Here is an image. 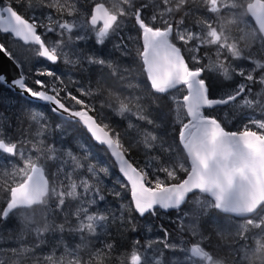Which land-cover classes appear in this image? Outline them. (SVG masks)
<instances>
[{
  "label": "snow or ice",
  "instance_id": "snow-or-ice-1",
  "mask_svg": "<svg viewBox=\"0 0 264 264\" xmlns=\"http://www.w3.org/2000/svg\"><path fill=\"white\" fill-rule=\"evenodd\" d=\"M188 19L192 21L191 26L186 23ZM132 21L139 33L135 39L122 35ZM0 33H10L27 46L17 53L0 43V54L16 70L11 79L0 73V89L13 93L25 103L36 102L28 109L38 126L35 137L46 139L51 135L52 126L46 114L50 112L61 120L57 129L63 124L82 127L112 158L110 165L89 163L87 172L91 176L74 179L77 169L82 167L81 157L67 148L46 144L45 139L33 142L24 135L13 140L8 134L11 121L0 113V154L14 158L9 161V167L0 166V198L5 205L0 207V220L6 221L10 215L17 214L30 220L25 213L36 206H47L51 198L61 210L67 198L80 200L72 213L77 218L75 225L68 222L66 214L65 224L36 230L38 235L49 230L63 233L67 227L70 233L80 235L81 244L72 249L66 247L59 257L53 249L44 257L46 264H105L107 254L103 248L112 250L113 245L103 241V248L92 252L89 260L81 259L79 249L88 247V236H107L108 229L117 220L120 221L118 230L135 231L133 212L140 217L154 216L158 209L179 212L190 197L196 204L191 215L197 223L189 228L200 240L190 247L178 245L169 240L168 230L161 225L163 238L149 241L143 251H132L130 264H165L163 249L185 254L183 261L174 257L171 264H264V119L247 115L236 130H230L222 118L212 114L225 106L238 110V98H243V104L249 109L259 107L264 111V87L253 99L247 98L252 94V85L264 86V63L255 60V53L251 51L244 55L253 46L264 51V0H141L139 3L116 0L110 6L104 0H3ZM50 33L55 35V40L49 38ZM90 37L101 48L116 37L113 49L122 56L133 54L126 40H132L135 45V59L144 80L137 85L130 83L129 87H140L143 95L117 97L116 115L135 116L147 125L160 127L150 118V105L144 103L145 99L156 103L167 96L174 104L175 139L166 149L162 148L168 155L166 160H160L155 166H139L130 153L140 141L124 142L126 132L117 131L109 118L87 99L93 95L90 87L80 85L70 76L65 80L50 68L32 67L34 60L57 64L63 59L66 64L79 63L82 71L86 62L89 66L110 68L116 75L117 65L111 57L76 48L71 55L77 59L72 60L64 51L66 46ZM208 46L215 49L214 60L207 51L201 55L202 49ZM241 59L251 61L255 67L233 66L234 61ZM256 69L262 70L258 79L254 75ZM205 73H217L229 81L234 75L241 79L233 89H218ZM128 127L143 138L145 148L161 141L139 124L129 122ZM27 144H31L30 149L25 147ZM89 156L86 149L83 158L87 160ZM45 157L59 161L55 173L46 171L42 162ZM69 159L71 171L65 167ZM112 166L126 181L118 179L116 183L131 194V204L122 205L118 217L110 207L89 211L105 201L106 194L121 196L114 189H106L101 178V174H109ZM78 187L83 189L82 193L77 192ZM209 210L224 214L226 223H237L234 218H241L235 235L237 241L245 243L229 252L230 259L202 246L205 240L210 245L211 238L198 231V221ZM213 222L215 235L226 239L227 228L215 224V218ZM249 240L253 242L251 245L247 243ZM154 243L162 247L153 248ZM148 249H152L151 253ZM9 251L18 257L12 264H23L24 256L31 250L22 246Z\"/></svg>",
  "mask_w": 264,
  "mask_h": 264
},
{
  "label": "rangeland",
  "instance_id": "rangeland-1",
  "mask_svg": "<svg viewBox=\"0 0 264 264\" xmlns=\"http://www.w3.org/2000/svg\"><path fill=\"white\" fill-rule=\"evenodd\" d=\"M104 2H106L109 6L112 4V3H115L116 0H104ZM137 2H141V0H137ZM144 2H148V0H144ZM151 9L148 10V12H150ZM148 12H146L145 14L147 15ZM186 23L191 26V19H188L186 21ZM127 30H128V25L125 26V28L123 29V32H122V35L125 37L126 33H127ZM52 36H50L49 38L51 40H55L56 37L54 34H51ZM130 35V34H129ZM73 36H75V30H74V33H73ZM131 41V40H130ZM79 42H82V45L79 46H75V47H71L70 45L69 46H66L64 48V51L69 53V58H71V52L73 49H81L83 50L84 52H95L97 53L98 55H102L100 52H98L93 46H88L87 47V44L84 42V41H79ZM111 42H112V45H113V37L111 38ZM11 49L13 52H20L22 49L21 46H19L18 44H15L13 42H10L9 43ZM207 48V47H205ZM249 51H253V53H255L254 57L256 58V60H259L261 62L263 58V54H264V51H260L258 50V48L256 46H253V48L251 50H248L246 49L245 52H249ZM29 55H31V53H29ZM103 57L105 58H108V57H111V59L113 58H117L120 57V53L119 52H116L114 49H113V46H110L108 47L106 50H105V55H103ZM63 60V59H62ZM76 60V59H74ZM36 60L33 61L32 63V67L36 64ZM64 62V61H63ZM65 63V62H64ZM76 68L73 70V71H70L69 69H65L64 71L68 72H63L61 68H58L59 70L55 71L58 75H61L65 80H67V78L70 76L72 78V80L74 81H79V83L85 87H90V82L93 83V80H92V77L89 76L88 74V69H87V66L86 64L84 63L83 67H84V70L82 71L81 70V65L78 63L76 64ZM236 66H245V67H248V68H252L250 67L248 64H245V63H242V64H237ZM132 68V66H131ZM35 69V68H34ZM68 70V71H67ZM95 75H100V76H106V78L108 79H103L102 81V77H98L100 78L99 81L97 83L98 87H96V93L98 91H106L104 93L105 96H108L109 98V102L110 103H117V97H120V98H123L125 96H128V97H131L130 94H128V90L127 92L124 91V93H120V92H117V89H118V86L117 84L114 82L113 80V77H112V69H107V67L101 69V70H96L95 73L93 74V77H95ZM135 75L136 77H139L140 73H139V69L138 67L135 68ZM257 77V79L259 78V74L258 75H255ZM124 80L128 82V85L131 83L133 85H137L136 82H131V76L130 75H124ZM44 79H49L47 77H44ZM123 79V78H122ZM238 79H239V82H240V77L238 76ZM82 81V82H81ZM85 81V82H83ZM238 82V83H239ZM237 83V84H238ZM86 84V85H85ZM105 84L107 85H110V86H105ZM96 85V86H97ZM100 85H104V86H100ZM127 85V86H128ZM225 84L224 83H219L218 86H216L218 89H220L222 86H224ZM236 86V85H235ZM235 86L231 87V89L235 88ZM113 89H111V88ZM264 87V86H261L260 84H254L252 85V94L251 95H247V98L248 99H253L255 94L256 93H260L261 92V88ZM136 90V92L132 90V92L136 95V93H138V87L134 88ZM227 89V88H225ZM72 90L73 92H75V86L72 87ZM139 94V93H138ZM170 100V98H169ZM15 101V102H14ZM148 101V99L146 98L144 103H146ZM171 101V100H170ZM101 101H92V103L94 104H101L100 103ZM238 102H239V109L238 110H234L232 109L231 107H224V108H220V109H217L213 112L214 115H217L218 117L222 118V120L224 121L225 125L230 127L231 130H236L239 126H240V121L242 118H246L247 115H254L256 118H261V119H264V111H261V109L259 107H255V110L253 109H249L247 106H245L243 104V98H238ZM4 105L1 107L0 111L4 114V115H8L10 112H11V107L16 104L17 106H19L20 104V99L19 97H15V96H8V98L6 100H4ZM148 103V102H147ZM146 103V104H147ZM102 105V104H101ZM109 103H105L103 106H108ZM149 112H150V118L153 119L155 121V123L157 124L158 122V113L156 111H159L156 106L154 104H149ZM174 106V104H173ZM174 108V107H173ZM105 110H109L107 107H104ZM174 117H175V112H174ZM9 118V117H8ZM123 119L126 121L127 124H129V122L133 123L134 125L135 124H139L140 126V121L137 120V118L135 116H127L126 117H123ZM159 123V122H158ZM172 125V123H171ZM146 129L148 130H153V128H155L153 125H145ZM160 128V127H158ZM128 131H133L134 128H129L127 127ZM25 132H27L25 130ZM134 132V131H133ZM28 133V132H27ZM55 135H60V132H57L55 133ZM68 137H71V134L68 133ZM131 139L133 140V142L135 143L136 141H140L142 144V140L140 138V136H137V137H134L133 136H130ZM65 138V137H64ZM64 140V139H63ZM63 140H60V142H63ZM75 141V140H74ZM73 141V146H70V145H64L63 147L64 148H67L69 149L74 155H77V151H79V156L80 157H84V154H85V151L83 148H81L80 146H77ZM131 141V143H133ZM137 145V143H136ZM142 148H145L144 144L143 145H140L137 149H134L135 151L138 152V158L139 159H143V154H144V151H141ZM33 154L35 155L36 153L33 151ZM45 163V165L49 168L48 170V173L51 174V173H55L56 171V168L59 164V161L55 160V159H49L47 160L46 157L43 159V161ZM82 167H80L79 169H77V172L74 174V179L75 178H85V177H90L91 174L87 172V165L89 163L93 164L92 162V159L89 157L87 160L86 159H82L80 161ZM66 167V170L68 171H71V167H72V164H71V160L69 159V162L68 164L65 166ZM77 192L78 193H82L83 192V189L82 188H77ZM50 200H55L54 198H51ZM69 200H79V198L77 199H72V198H69ZM196 208V204L194 202H191V206L188 207L185 211H183L179 216L176 217V219L178 220L180 226L189 232L190 236L192 238H194V240L196 242H198L200 240V237L199 236H193L191 231H190V228L189 226L190 225H193V224H196L197 222L194 220L193 216L191 215V213L195 210ZM187 212L189 213L188 216H184V213ZM41 216V215H40ZM42 216L46 219V221H41L40 219L39 220H33V217L31 216L30 217V221H31V224H28L26 221V223H18V222H12L11 223V228H8V227H4L3 229H1L0 231V234L1 235H5V236H11L13 234H24V232L26 231V229L28 228H35V229H44L45 226H48L49 229H54L55 226H57L55 221L56 219L54 217H49L48 215L46 214H42ZM178 218H182V219H178ZM54 219V220H53ZM136 221V220H135ZM200 221V220H199ZM199 221H198V231L200 232V226H199ZM77 222H74L71 224L72 225H75ZM215 224H219L222 228H227V238L226 239H221L220 243L218 244L217 247H219L221 244L223 243H227V240L229 241L230 245L229 246H223L221 247L222 248V252L224 253V256L226 259H230L229 257V252L232 250V249H235L236 247H239L240 244H243L245 243L243 240H240V241H237V237L235 235L236 233V227H237V224L236 223H223L222 225L220 224L219 221H216ZM29 226V227H28ZM118 227L119 225H115L110 231H108V235L107 237L106 236H88L87 237V244H88V247L87 248H83L82 249V252L85 254L86 256V259L82 258V260L84 261H87L90 259L91 257V253L94 252L96 249H101L103 248V244H102V241L105 242L107 241L110 237L112 238H116L119 239L118 235L123 233L125 234V237L123 239V244H121L119 246V251H115V252H108L106 250V248H103L104 252L107 254L104 259H105V264H126V262L124 260H122L121 258V255L123 253H127L128 250L130 249V245L132 244V240H134V238L139 241V243L141 244V246L143 248H147V245H148V242L149 241H155L157 238H163V236H160L156 231L154 230H150L149 228H144L143 226H141L137 221H136V228L138 229V233L137 235L134 237L130 236L131 234L129 233L130 231V228L124 230L122 232V229H119L118 230ZM121 230V231H120ZM206 230L215 234V227H214V223H209L208 224V227H206ZM56 230H49V233L48 231H42L44 232L45 234H53L55 233ZM141 231V232H140ZM111 233V234H110ZM110 234V235H109ZM251 233H249L250 235ZM71 235L68 236V238L70 237ZM138 237V238H137ZM217 237L216 235L214 236V240L216 241V238ZM79 240V243L81 244V239H78ZM100 240V241H99ZM169 240L171 242H174L178 245L182 244L180 241L176 240V239H172L169 237ZM113 243L114 242V239H112ZM128 242V243H127ZM31 244V246L34 244L32 241L29 242ZM77 243V240L73 241V244H76ZM98 243V244H97ZM125 243V245H124ZM249 245H251L253 242L252 240H249L247 242ZM98 246V247H97ZM67 248L68 247V243H67ZM157 247H162L161 245H159L158 243H154L153 244V248H157ZM213 247V242H211L210 246H208V248H212ZM0 249H3V248H0ZM69 249H72L69 248ZM10 248H7L5 249V251L3 253H12L11 251H9ZM150 251H152V249H149ZM167 249H163V252H164V256L163 257V260L165 261V264H171L172 262V258H179L181 260V257L179 256L178 253H173L172 251H169L167 250L169 253L166 252ZM10 255H5V256H2V261H3V264H10V262H13V260L9 257ZM171 256V257H169ZM168 261V263H167ZM182 261V260H181Z\"/></svg>",
  "mask_w": 264,
  "mask_h": 264
},
{
  "label": "trees",
  "instance_id": "trees-1",
  "mask_svg": "<svg viewBox=\"0 0 264 264\" xmlns=\"http://www.w3.org/2000/svg\"><path fill=\"white\" fill-rule=\"evenodd\" d=\"M212 59L214 60L215 58L212 57ZM206 60L207 59H205L204 62ZM107 69L110 70V68H107ZM133 71H134V66L132 65V73L134 74ZM212 74H213V78L212 79L214 81L217 78L220 79V75L219 74H217V73H212ZM98 77H102V76L95 75V77H93V75H92V80H93L92 85L93 84L97 85L95 80H97V82H98L99 79H100ZM103 79H108V78H106V76H103L102 77V81H103ZM227 81H229V80H227ZM215 84L218 85L217 81H215ZM106 85L107 84H105V86ZM100 86L102 87L104 85H100ZM107 86H110V85H107ZM96 87H98V85ZM105 92L106 91L103 90V94ZM1 95H2V97L4 99L2 100V102L0 101V109L5 104L4 100H6L8 98V96H15L12 93H10V92H8V91H6L4 89H1ZM19 99H20V97H19ZM104 99H108L109 100L108 96H105V95H104ZM147 102H146L147 104H154L156 106V108L158 110H160V112L156 111L158 113V116H159V117H157L158 118V122H159V123L157 122V124L161 125L160 128L155 127V128H153V130H148V129L147 130L152 132L153 134L157 135L158 137H160L161 141L155 143V145L153 147H151V148H142L141 151H144L143 159H139L138 158V152L134 150V149H137L140 145H143V144L141 142H139V143H137V145L135 147L132 148L130 155H131L132 159L135 162H137L138 165L141 166V167H142V165L148 164V162H149L148 159H154L155 156L161 157L163 160H166L168 158V155L162 150V148L166 149L168 147V145L172 144L174 139H175V132L173 131V128L171 126L172 119H171L170 104L168 102L164 101V99H160L156 103H150L149 100ZM26 105H27V103H26ZM26 105H25V102L20 99L19 106L14 104L11 107V112L8 115H5L6 117H9V119L11 121V125H12L11 126V132L12 133L14 132V134H16V135H23V134L27 135V133L24 130V126H25V123H26V115L23 114V112L25 111ZM20 109H23V112ZM0 113H2V112L0 111ZM104 114L106 115V117L109 118V121L111 122V124L116 127L117 131H120L121 133L124 131L122 129V126H123V120L122 119L119 118V120L117 121L115 117L111 116V113L109 112V110L107 111V110L104 109ZM106 122H108V121H106ZM145 125H146V123L144 122L143 126H140V128L141 129H145L144 128ZM140 138L143 139L141 136H140ZM124 142L127 144L126 141H124ZM147 150L150 151L149 155H147L145 153V151H147ZM181 175H183V174H181ZM32 217H33L34 221L35 220H39V219L41 221H46V219L42 216V214H41V216H40V214H37V215L35 214V215H32ZM124 230H126V229H122V231H124ZM130 231H129V233L131 234L130 236H132V237H133V235L135 237L137 235V233H138V229L137 228L135 229V231H132L131 229H130ZM118 237H119V239H117V240H116V238L110 237L105 242L106 243H111L112 239H114L115 244H117L118 247H119L121 244H123V239L125 237L124 232L119 234ZM124 245H125V243H124Z\"/></svg>",
  "mask_w": 264,
  "mask_h": 264
},
{
  "label": "water",
  "instance_id": "water-1",
  "mask_svg": "<svg viewBox=\"0 0 264 264\" xmlns=\"http://www.w3.org/2000/svg\"><path fill=\"white\" fill-rule=\"evenodd\" d=\"M0 73L7 74L9 79H11V77L16 74L15 67L13 66L11 61H9L7 57L2 54H0Z\"/></svg>",
  "mask_w": 264,
  "mask_h": 264
},
{
  "label": "bare ground",
  "instance_id": "bare-ground-1",
  "mask_svg": "<svg viewBox=\"0 0 264 264\" xmlns=\"http://www.w3.org/2000/svg\"><path fill=\"white\" fill-rule=\"evenodd\" d=\"M82 82V81H81ZM83 82H85V81H83ZM81 85V84H80ZM86 85V84H85ZM15 102V101H14ZM54 220V219H53ZM56 223H57V221H55ZM57 225V224H56ZM29 227V226H28ZM145 228V227H144ZM39 229V228H38ZM53 229V228H52ZM121 231V230H120ZM123 232V231H122ZM131 232V231H130ZM141 232V231H140ZM48 233H49V231H48ZM111 234V233H110ZM109 234V235H110ZM107 237V236H106ZM138 238V237H137ZM135 239V238H134ZM100 241V240H99ZM98 244V243H97ZM98 247V246H97ZM99 249V248H98ZM104 251V250H103ZM124 254V253H123ZM169 257H171V256H169ZM175 257V256H174ZM173 259V258H172ZM167 263H168V261H167Z\"/></svg>",
  "mask_w": 264,
  "mask_h": 264
}]
</instances>
